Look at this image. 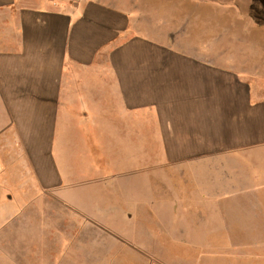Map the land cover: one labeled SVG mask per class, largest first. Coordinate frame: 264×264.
<instances>
[{
	"label": "crops",
	"instance_id": "obj_1",
	"mask_svg": "<svg viewBox=\"0 0 264 264\" xmlns=\"http://www.w3.org/2000/svg\"><path fill=\"white\" fill-rule=\"evenodd\" d=\"M203 8L174 32L154 6L0 0V199L113 191L100 212L127 205L138 237L140 169L161 170L145 188L173 198L149 205L179 207L161 220L194 264H264V0Z\"/></svg>",
	"mask_w": 264,
	"mask_h": 264
},
{
	"label": "rangeland",
	"instance_id": "obj_2",
	"mask_svg": "<svg viewBox=\"0 0 264 264\" xmlns=\"http://www.w3.org/2000/svg\"><path fill=\"white\" fill-rule=\"evenodd\" d=\"M103 1L133 4L140 8L154 6L156 23L171 22V25L156 26V29L171 28L177 32L181 17L190 19L194 13H199L203 21H211L208 17L212 13L203 7L226 5L233 0ZM217 27L220 29L221 25ZM206 28L212 27L204 25L203 29ZM138 181V237L132 236L130 222L123 216L129 209L127 205L110 206L109 216L100 212L99 200L111 201L113 191H87L82 195L83 204L75 208L57 206L51 196L31 197L26 199L28 204L21 212L0 199V264H194L195 237H179L177 221L173 224L161 220L163 215L179 214V207L149 205L154 202L163 204L169 197L173 198L170 191L145 188L148 182L162 184L161 170L148 174L147 169H140ZM125 190H122V196H126ZM154 213L160 220L153 221ZM148 214L152 216L150 221L146 217ZM182 249H186V257L182 256Z\"/></svg>",
	"mask_w": 264,
	"mask_h": 264
}]
</instances>
